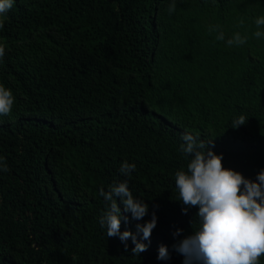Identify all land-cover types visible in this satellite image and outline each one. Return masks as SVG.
Returning a JSON list of instances; mask_svg holds the SVG:
<instances>
[{
  "label": "trees",
  "instance_id": "16d2710c",
  "mask_svg": "<svg viewBox=\"0 0 264 264\" xmlns=\"http://www.w3.org/2000/svg\"><path fill=\"white\" fill-rule=\"evenodd\" d=\"M170 3L14 0L0 29V84L15 96L0 116V264H184L172 246L199 226L198 208L176 200L186 132L246 178L264 170V38L253 35L264 0H176L172 15ZM235 32L247 43L227 46ZM125 160L149 211L132 219L117 198L121 232L157 217L139 256L99 224V189L128 179Z\"/></svg>",
  "mask_w": 264,
  "mask_h": 264
},
{
  "label": "clouds",
  "instance_id": "9594fccd",
  "mask_svg": "<svg viewBox=\"0 0 264 264\" xmlns=\"http://www.w3.org/2000/svg\"><path fill=\"white\" fill-rule=\"evenodd\" d=\"M13 5L14 0H0V29L4 27L3 18ZM166 10L172 15L176 11V0H171ZM254 23L257 28L254 37L264 38V15L256 17ZM209 31L218 33L216 40L225 41V34L219 26H210ZM247 40V36L235 32L226 44L229 47L242 46ZM4 55L5 45L0 43V60ZM14 104L12 90L0 84V116L11 115ZM245 123V116L240 115L233 119L232 127L239 128ZM181 139L180 150L190 159L186 169L182 167L175 172L176 200L184 206V214L190 208H198L199 226L172 247L185 256L184 264H260V258L264 256V170L255 180L246 178L241 172L224 167L223 154H216L209 147L210 142L201 140L198 134L186 132ZM135 168V163L125 160L119 172L128 179L109 185L107 191L100 187L99 195L104 198L105 210L99 224L106 228L108 237H119L126 250V242L131 239L135 245L131 251L139 256L149 247L143 241L150 243L157 217L153 213L149 221L137 224L135 234L129 230L121 232L122 221H127V217L122 214L117 198L123 203V212L130 213L132 219L142 220L149 211V205L134 197L129 187L128 180ZM0 170L9 171L3 157H0ZM182 231L178 229L174 235ZM158 252L157 259L170 258L166 246L161 245Z\"/></svg>",
  "mask_w": 264,
  "mask_h": 264
}]
</instances>
